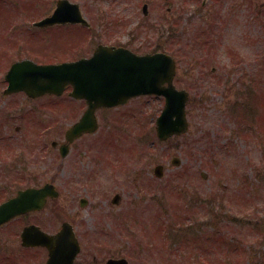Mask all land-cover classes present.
<instances>
[{
  "label": "rangeland",
  "instance_id": "1",
  "mask_svg": "<svg viewBox=\"0 0 264 264\" xmlns=\"http://www.w3.org/2000/svg\"><path fill=\"white\" fill-rule=\"evenodd\" d=\"M51 1L30 0V20L33 21L40 18L41 15L43 16L42 7L49 5ZM77 1L85 5L92 4V0ZM129 2L128 0L127 3ZM100 3L103 4L104 2L100 1ZM140 3L139 1L138 5ZM199 3L200 0L195 2L192 0L150 1L152 14L150 13L149 17L144 19L142 27L139 29L141 39H94V45L98 42L115 43L116 45H124L138 54L160 51L172 56L177 66L174 85L179 89L187 90L190 95L185 108L188 127L182 136L160 143L158 147L154 146L150 152L141 148L140 159L137 160L138 162H134L133 151H131L132 158H130V153L125 151L136 141L143 147L150 144L149 127L154 125L153 120L160 113L164 103L162 98L157 97L135 100L132 106L140 108L144 120L146 123L148 121L145 125V135L136 138L135 134L130 136L126 133V141H122L124 145L118 144L120 136L115 143L117 145H112L114 147L112 152L121 151L122 153L125 150L123 158H126L127 163L125 162L121 167L114 162L116 159H120V156L114 154L109 156L108 182L104 186L94 184L96 193L91 209L78 205L77 199L83 195L80 185L75 187L77 190L65 192L58 200L51 202L46 214L43 215L45 218L43 226L47 232L56 230L64 220H70V215L74 224L80 228L78 231L80 243L85 245V233H89L88 231L94 227V222H101L105 231L112 229L111 213L124 214L120 219H117V224L121 229H126L129 232L134 228L132 226L130 230L127 224H134L128 218L136 213L135 205L144 207L145 211L148 210V215L159 212L160 217L156 231H160L166 223L169 226L173 221H176V217H172L173 213L179 214L181 209H183L182 212L188 211L189 213L199 211L197 209L189 211L191 209L187 208V205L190 206V204L184 200L185 198L183 201L179 199L180 195H177L180 189L185 191L197 190L198 193L207 196L210 194L217 195L215 203L202 204L205 211L209 210V212L220 214L233 212L238 217H243L249 213L250 215L254 214L255 218L263 219L264 153L262 156L259 152L264 147V0H223L222 3L224 4H220L217 11H203L200 7L201 10L194 12ZM8 25L7 20L3 23L0 21V49L2 51H4L3 47L6 46L4 43H7L3 40L5 39L3 33ZM15 31L14 35L12 33L8 35L11 36V39H29L30 50L38 52L37 37L22 38ZM1 62L0 59V67L2 66ZM251 67L254 69V74ZM249 78H252L254 83L250 98H248L249 95L246 91L251 89L250 86L252 85V81H248ZM45 102L40 101V103ZM128 108L130 107L102 113L100 118L107 116L109 118L107 121L101 120L99 122V131L75 143V148L81 147L85 154H82L83 161H76L74 165H72L70 158L63 165L58 164L57 158L52 157L54 151L49 150L50 142L53 139L57 137L59 140H63L64 131L72 122L69 117L58 118L61 123V129L59 128L61 134L59 136L58 131H55L51 137L47 138L49 154L45 163V173L36 174L31 171L32 176L30 178L33 179V175H35L36 180L56 182L58 178L62 182V179L66 177L77 179L78 173L87 172L90 162L87 159V151L84 150L85 144H90V147L100 152H104L102 149L111 148L109 145L106 146L107 139L105 137L108 136L113 127L122 136L124 131L121 129L128 130L119 122L120 114L123 115V112ZM66 112H64L66 116L71 115L66 114ZM37 115L39 114H35V116ZM107 152L105 150L104 153L107 155ZM174 158L178 162L177 166L171 164ZM158 164L164 167V174L161 179L155 178L152 174V169ZM59 168H62L61 171ZM142 183L143 185L147 183L148 188L150 185L154 187L155 184L156 190H159L161 195L160 190L167 189L166 184H170V200L167 190L164 192L162 200L160 198L164 206L166 201L172 205L170 221L167 219L168 206L163 207V209L155 207L152 204V199L149 198L150 193L149 195L145 194L147 193L145 191L152 190L153 187L147 190L146 187L138 186ZM249 185L253 186V190L249 193L250 197L247 196L246 192L249 190ZM81 186L83 189V185ZM171 189L174 191L171 192ZM79 190L80 192L77 193ZM115 195L120 196V201L116 205L111 204V199ZM159 197L154 196L157 200ZM246 197L250 199L249 204H247ZM194 217L195 221L198 222L204 220L197 215ZM159 224L161 225L159 226ZM13 225H18V223ZM227 225L229 230L235 229V233L238 232L235 224L228 223ZM171 229L172 226H170V236L172 235ZM206 229L210 231L208 225ZM116 233L120 234L118 231ZM165 233H169V231H164L161 236L159 233L160 240L163 241L162 236ZM183 233L189 235L191 232L185 229ZM185 234L178 236L175 241L170 238L168 249L167 246L159 243L148 256L152 259L150 264H200L199 262L204 261L205 254H207L206 258L210 255L212 257L210 259H218L219 264H231V261L227 262L231 258L234 259V264L247 263L246 250L242 249L239 251V255L233 256L231 252L220 249L219 245L214 246V242L210 239L207 240L208 244L206 243L202 248L198 245H193V247L185 244L187 239ZM262 235L256 237L261 238ZM128 238L129 235L118 238V243L123 244L126 251L129 244H132ZM245 238L246 236L243 237V240ZM190 240L193 244L191 236ZM133 242L134 248L137 240ZM173 243L176 246H172ZM258 245L260 246L259 243ZM15 246V241L11 240L3 248V252L13 250ZM180 247L182 248L178 249ZM184 248L192 249V251L190 253L185 252V255L179 253L183 252ZM89 253L90 255L92 253V257H97L95 264H104L107 255L111 254V252L102 251L104 255L102 259L104 260H99L100 254L97 256L92 249ZM124 253L125 251L121 252L122 255ZM40 254L41 252L38 250L30 252L31 264ZM225 256L227 257L226 260H224ZM88 257L90 259V256ZM87 258L82 255L76 259L74 264H82ZM127 259L129 264H140L138 256L127 257ZM154 259L156 262L153 261ZM15 261L14 264H30V261L26 260ZM255 264H264L262 251H256Z\"/></svg>",
  "mask_w": 264,
  "mask_h": 264
},
{
  "label": "flooded vegetation",
  "instance_id": "2",
  "mask_svg": "<svg viewBox=\"0 0 264 264\" xmlns=\"http://www.w3.org/2000/svg\"><path fill=\"white\" fill-rule=\"evenodd\" d=\"M68 1L74 3L77 0ZM100 1L104 3L102 4ZM127 1L92 0V4L89 5L79 3L78 9L84 22H66L41 28L40 39L36 42V45L39 47L38 52L30 50L29 39H14L15 41L7 43L9 52L4 51L0 54V59L2 60L0 71H3L5 74L13 62L21 59H30L33 57L30 56L31 54L36 55L35 57H40L38 58V62L35 60V57L33 58L38 64L42 63L40 61L41 58L52 59L54 61L46 63L88 58L93 54L96 47L101 44L98 42L94 45V39H141L139 29L142 27L144 18H148L150 13L152 14L150 12V1L153 0L145 1L146 15H143L142 12V0H129V3ZM139 1L141 5H138ZM192 1L195 2L198 0ZM222 1L200 0L199 6L194 12H198L201 8L203 11L208 12L213 10L217 11L219 10V5L224 4ZM56 2V0L53 1V6L49 4L42 7L43 16L41 18L48 17L52 14ZM29 7L30 0H0V13H3L0 21L3 23L5 20H12L19 27L26 28L30 25ZM231 8L233 9V6ZM251 68L253 72L254 69L253 67ZM6 87L7 84L4 81V77H2L0 79V204L15 199L21 191L31 188L41 189L47 183L54 185L57 196L54 198H46L45 196L42 206L29 207L23 213L14 216L0 226V264H14L16 262L15 260H21V262L26 260L29 262L30 252L37 250L41 254L33 260V264H45L48 257L46 247L24 246L21 240L22 231L26 227L34 225L38 226L42 231L47 232L43 226V222H45L43 215L46 214L49 204L58 200L63 193H69L70 190H77L75 187L78 185H80L81 193L83 194L77 199L79 207L85 206L87 207L86 209H91L93 197L96 193L94 191V184L104 186L108 182L107 175L109 174L110 168L109 157L104 152L96 151L90 147V144H85L84 150L87 151V159L90 165L87 172L79 174L76 171L78 173L77 179H74V177H66L62 179V182L58 178L56 182H48L47 180H36L35 175L31 179V171L36 174L45 173V163L49 154L47 138L51 137L55 131H58L59 136L61 134V123L58 118L65 116L64 112L67 111L66 108H69L66 114H71L70 117L72 118L76 116L79 118L86 105L84 101L68 99L70 98L69 87H66L58 97L45 95L37 99H31L23 92L9 95L5 94ZM40 101H46L45 103L47 104L40 103ZM96 113L98 120H100L102 113H108V110L99 109ZM35 114L39 115L35 116ZM108 118L109 116L102 117L104 121H107ZM88 136L83 135L70 143L64 140V135L63 140H59L56 137L50 142L49 150L54 151V156L52 155V157L57 158L56 160L60 165H63L69 158L72 165L76 161L82 162V154H85V151L81 150V147L75 148V143ZM61 169L59 168L60 171ZM81 185H83V189ZM79 192L80 190L77 193ZM115 196L111 199V204L114 205L120 201V196L118 195L117 199H114ZM122 216H124L123 213H111V224L117 225V219H120ZM69 219L63 222H69L78 240L80 251L76 259L82 255L86 258L90 256V259L88 257L82 264L97 263V257H92V253L90 255L89 251L91 252L92 249L95 253V246H98L99 252L95 254L97 256L100 254L98 256L99 260H104L102 259L104 256L102 251L107 252L109 245L105 242L100 244L95 242L96 236L104 235L105 230L101 222H94V227L88 231L89 233H85V245H82L80 243V237L78 236L80 228L74 224L72 216L69 215ZM14 223H18V225H13ZM59 229L60 227L48 233L55 234ZM11 240L15 241V249L3 252V248ZM28 240L38 241V237L32 236Z\"/></svg>",
  "mask_w": 264,
  "mask_h": 264
},
{
  "label": "water",
  "instance_id": "3",
  "mask_svg": "<svg viewBox=\"0 0 264 264\" xmlns=\"http://www.w3.org/2000/svg\"><path fill=\"white\" fill-rule=\"evenodd\" d=\"M63 10L57 9L52 18L37 25L58 21V15ZM173 76L174 62L166 54L138 56L123 48L99 46L93 57L76 62L56 66H35L25 62V66H14L6 79L14 87L11 91L23 90L31 97L45 93L59 95L64 86L72 85L71 95L85 99L88 109L79 122L68 130L66 137L70 142L82 133L96 129L95 109L116 106L139 95L154 94L165 98L164 108L156 121V131L160 139L184 132L187 127L184 107L188 94L185 90L174 88ZM155 174L161 175V167L155 169ZM52 195V187L48 185L39 190L21 191L16 199L0 205V224L23 213L29 207L42 206L44 197ZM37 231L33 226L25 228L21 235L24 244H38L39 239L38 242L28 240L35 234L39 236ZM41 240L50 250L47 264H71L78 251L72 231L65 225L56 236L42 233Z\"/></svg>",
  "mask_w": 264,
  "mask_h": 264
}]
</instances>
